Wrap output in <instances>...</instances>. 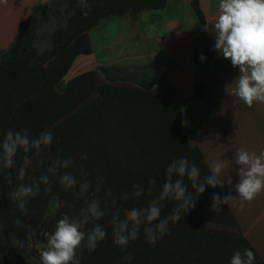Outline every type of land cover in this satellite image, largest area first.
I'll list each match as a JSON object with an SVG mask.
<instances>
[{
  "label": "trees",
  "instance_id": "1",
  "mask_svg": "<svg viewBox=\"0 0 264 264\" xmlns=\"http://www.w3.org/2000/svg\"><path fill=\"white\" fill-rule=\"evenodd\" d=\"M167 1L84 0L89 5L85 7L84 3L71 0V16L65 27L54 31L51 48L38 51L33 46L35 23L31 24L30 18L20 24L11 47L0 53V143L9 130L30 129L34 136L47 130L53 135L52 144L43 146L38 155L34 151L28 154L31 163L23 179L19 177L22 151L15 157L12 168H0V264H26L23 262L26 257L38 258L30 251L34 232L44 225L42 240L46 244V234L54 231L65 213L77 215L85 207V198L77 199L74 195L78 188L66 190L60 183L65 170L55 175L47 173L58 154L73 159L74 165L67 171L77 177L78 183L85 178L79 169L85 170L91 184L87 198L99 200L107 213L99 221L107 236L98 242L94 251L86 247L77 250L80 264H230L232 255L246 248L253 251L254 264H264L247 239L234 235L238 229L226 212V204L218 211L225 213L223 221L219 220V228L207 230L200 208L212 202L213 194L222 196L217 187H207L196 207L182 214L178 223L170 222L169 231L155 244L147 241L143 230L130 242L127 252L113 242L109 220L115 209L143 207L151 199L145 194L138 201H124L120 199L122 193H130L135 184L146 188L150 178L157 181L158 192L167 166L176 158L188 157L201 169L202 175L209 174L208 166L200 150L190 147L183 112L173 98L159 92L131 90L112 79H103L101 73L116 70L111 67L72 79L64 93L61 84L79 57L92 54L90 30L112 17L162 9ZM192 6L199 21L205 24L199 1L194 0ZM195 59L199 71H203L206 66L197 54ZM130 91L134 92L129 94ZM194 95L202 101H213L215 92L209 85L198 82ZM144 119L147 123L142 122ZM147 126L148 136H143L141 128ZM85 154L87 158L82 159ZM42 174L49 175L51 191L45 192V186L41 185L39 195L29 198L25 208L19 209L10 193L19 184H31ZM188 191L194 194L191 184ZM54 197L60 198L59 211L44 223ZM173 207L172 201L165 202L162 218ZM124 218L121 214V219ZM17 220L22 223L17 225ZM228 220L229 226L225 223ZM221 224L226 227L224 231ZM92 227L90 223L85 231ZM13 237L23 247L14 245ZM129 253L133 259L126 260L124 257Z\"/></svg>",
  "mask_w": 264,
  "mask_h": 264
},
{
  "label": "crops",
  "instance_id": "2",
  "mask_svg": "<svg viewBox=\"0 0 264 264\" xmlns=\"http://www.w3.org/2000/svg\"><path fill=\"white\" fill-rule=\"evenodd\" d=\"M48 1L0 0V53L11 47L20 24ZM193 1L168 0L159 10L102 21L93 28L98 38L94 40L89 32L92 54L79 57L62 82L67 86L72 79L102 67L121 68L126 70L123 75L126 82L156 89L173 98L183 112L190 147L200 150L207 166L216 159L225 160L231 167L227 175L233 184L217 188L222 196L231 191L236 197L239 166L235 164V151L264 150V103H254L249 108L233 94V81L239 69L214 50L215 32L211 24L215 22L218 0H198L205 24L199 21ZM196 54L206 66L203 71H199ZM198 82L212 87L213 101L195 98ZM54 199L60 208V198ZM226 206L238 229L234 235L247 239L264 261V192L250 202L236 197ZM223 214L219 213L221 221ZM225 223L230 224L229 220ZM222 224L224 231L226 227Z\"/></svg>",
  "mask_w": 264,
  "mask_h": 264
},
{
  "label": "clouds",
  "instance_id": "3",
  "mask_svg": "<svg viewBox=\"0 0 264 264\" xmlns=\"http://www.w3.org/2000/svg\"><path fill=\"white\" fill-rule=\"evenodd\" d=\"M81 2L84 3V0ZM84 6L89 7L86 3ZM211 25L215 32L214 50L224 59L230 60L234 68L239 69V75L233 81L235 84L233 94L249 108L254 103H264V0H218L215 22ZM203 59L201 56V60ZM52 142L53 135L47 130L41 131L38 136H34L30 129L15 132L9 130L0 143V168H12L15 157L22 151L24 156L19 168V177L23 179L25 169L31 163L28 154L34 151L38 155L43 146H49ZM86 158L85 154L82 159ZM234 160L239 166V181L235 184V191L238 194L236 197L250 202L264 192V150L257 153L238 148ZM73 165L71 157L65 159L58 154L49 165L47 173L55 175L59 170H65L60 176V183L66 190L78 188L74 195L77 199L85 198V207L81 208L77 215L70 216L65 213L57 221L54 231L46 234V245L40 252L41 264H80L77 250L86 247L94 251L98 242L107 236L106 229L99 223L107 213L101 208L99 200L87 198L86 194L91 184L86 179L85 170L79 169L80 175L85 177L79 183L77 177L67 171ZM230 168L224 159H216L208 165L209 174L202 175L201 169L185 156L173 159L169 163L158 192L157 181L154 178L149 179L146 188L140 184L133 185L130 193L121 194V200L138 201L145 194L151 199L143 207L115 209L109 220L114 244L121 251L127 252L130 242L138 238L141 230L147 241L155 244L169 231L170 222L178 223L182 214L196 207L199 196L207 187L223 188L225 184H233L231 176L227 175ZM188 184H191L194 194L188 191ZM41 185L45 186V192L51 191L48 174L40 175L31 184H19L10 193V197L16 202L17 207L23 210L29 198L39 195ZM108 195L111 196L112 193L109 192ZM236 197L231 195V191L224 196L215 193L212 196L211 208L218 212L221 205L229 203ZM167 201H172L174 207L162 218V209ZM121 214L124 215V219H121ZM21 223L20 220L16 221L17 225ZM90 223L93 227L85 231V227ZM12 243L23 247L22 242L15 237L12 238ZM124 258L131 260L133 256L129 253ZM254 262L255 255L247 248L236 251L230 259V264Z\"/></svg>",
  "mask_w": 264,
  "mask_h": 264
},
{
  "label": "rangeland",
  "instance_id": "4",
  "mask_svg": "<svg viewBox=\"0 0 264 264\" xmlns=\"http://www.w3.org/2000/svg\"><path fill=\"white\" fill-rule=\"evenodd\" d=\"M77 2H81V0H75ZM71 0H50L44 4H42L40 7H38L35 15L31 17V24L35 23V30H34V38H33V46L38 51H45L46 49H49L53 46V34L54 31L58 28L65 27L67 25V20L71 16V6H70ZM144 21V20H143ZM90 32L93 34V38H98V32H96L95 29L90 30ZM104 37V36H102ZM114 68V67H112ZM115 69V68H114ZM99 71V69H98ZM125 69L116 68V70H111L108 73H101V76L103 79H112L116 83H118L120 86H127L129 88H132L131 90H145L149 92L156 93V89L152 88H146L143 86H140L139 84H133L128 83L125 78L123 77ZM66 88L65 82H62L61 84V92L64 93ZM129 92V91H127ZM130 91L129 94H131ZM142 122H146L144 119ZM147 127L141 128V133L143 136L147 135ZM150 145V143L148 142ZM152 145V143H151ZM212 202H209L207 205H203L200 208V212L202 214L203 220L207 226V230H212L213 228H216L220 226L219 223V213L217 212H210ZM59 209L58 201L55 199L50 202V209L46 216L45 222L47 223L50 217ZM44 225L34 232L32 241L30 243V251H33L35 254L38 255V258L36 257H26L23 262L26 264H41L40 262V252L42 251L43 247L45 246L42 235L44 233Z\"/></svg>",
  "mask_w": 264,
  "mask_h": 264
},
{
  "label": "built area",
  "instance_id": "5",
  "mask_svg": "<svg viewBox=\"0 0 264 264\" xmlns=\"http://www.w3.org/2000/svg\"><path fill=\"white\" fill-rule=\"evenodd\" d=\"M44 245H46V244H44Z\"/></svg>",
  "mask_w": 264,
  "mask_h": 264
}]
</instances>
